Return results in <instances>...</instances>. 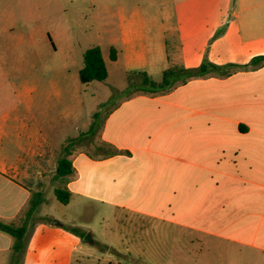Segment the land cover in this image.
I'll list each match as a JSON object with an SVG mask.
<instances>
[{"label":"crops","instance_id":"0c3cea01","mask_svg":"<svg viewBox=\"0 0 264 264\" xmlns=\"http://www.w3.org/2000/svg\"><path fill=\"white\" fill-rule=\"evenodd\" d=\"M219 1L178 3L175 30L183 51L178 52V59L187 69H196L204 58L216 66H241L264 56V0H234L229 11L219 9ZM149 14L164 19L159 23V35L166 33L170 11ZM143 17L136 16L139 23H144ZM223 21L227 32L222 36L228 42L214 51L210 37ZM159 39L151 58L157 67L164 58L166 62L168 49ZM146 64L139 56L133 69ZM162 93L133 98V102L145 100L154 106L122 105L109 115L100 141L111 149L110 154L69 156L74 170L67 185L71 197L110 206L130 205L132 213L175 229L176 245L199 243L200 261L208 259L203 255L207 251L215 258L220 243L264 256V67L231 70L225 76L206 75ZM26 113L34 114L31 110ZM31 118L39 123L37 117ZM5 138L8 136L0 134V144ZM34 146L28 159L11 157L9 148L0 147L1 221H18L30 200L27 182L40 186L36 181L42 173H24L21 167L26 160L43 161L41 143L34 141ZM95 190L107 192L115 200H104ZM126 194V200L120 199ZM12 243L10 236L0 232V264H6ZM42 252L31 251L24 263L41 258ZM50 255L46 263L53 264L56 252Z\"/></svg>","mask_w":264,"mask_h":264},{"label":"rangeland","instance_id":"374dc122","mask_svg":"<svg viewBox=\"0 0 264 264\" xmlns=\"http://www.w3.org/2000/svg\"><path fill=\"white\" fill-rule=\"evenodd\" d=\"M181 1L0 0V134L8 136L0 147L9 148L11 157L28 159L36 150L34 141H39L43 163L26 160L21 167L24 173H42L36 181L40 186L35 189L45 190L21 257L14 260L7 256L6 264H25L31 251L43 252L41 258L32 257L26 264H48L46 258L51 251L57 256L53 264H264V256L229 243H220L215 258L204 252L208 259L200 261L199 243L176 245L175 229L132 213L130 205L110 206L76 195L63 205L53 193L55 183L50 175L64 147L68 145L71 154L83 152L91 158L110 154L111 149L100 141L109 115L122 105L154 106L145 100L133 102V98L163 94L145 89L142 77L131 73L143 72L160 82L166 69L183 66L178 59V52H183L178 47L180 36L175 30ZM218 3L219 9L229 11L234 0ZM163 10H169L171 17L165 19L166 33L159 35V23L164 19H153L149 13ZM137 15L144 16V23L138 22ZM217 26L210 37L214 51L228 42L222 36L227 32L225 22ZM158 36L159 43L168 44L166 62L163 55L160 67L151 60ZM95 46L101 48L108 78L82 85L78 77L82 55ZM111 46L117 52L115 61L110 60ZM139 56L148 64L133 69ZM28 110L34 114H27ZM31 117H37L39 123ZM91 125L93 130L88 134ZM94 194L115 200L107 192L95 190ZM128 197L126 194L120 199ZM54 221L58 225H52ZM2 222L17 224L16 220ZM87 234L91 235V244L82 242Z\"/></svg>","mask_w":264,"mask_h":264},{"label":"trees","instance_id":"16d2710c","mask_svg":"<svg viewBox=\"0 0 264 264\" xmlns=\"http://www.w3.org/2000/svg\"><path fill=\"white\" fill-rule=\"evenodd\" d=\"M82 60L83 67L78 73L79 82L82 85L92 82H104L108 78L107 66L99 47H92L86 50L82 55ZM110 60H116V51L113 48L110 49ZM262 67H264V56H258L252 58L248 64L241 66L227 65L219 67L208 61H203L196 69H187L183 66H172L162 73L160 82L153 81V79L143 72H134L130 75L141 76L143 87L145 86V89L151 92H165L171 90L176 83H186L188 80L205 77L206 75L225 76L231 70L240 69L253 71ZM92 130L93 126L91 125L88 134L91 133ZM86 135L87 134H82V137ZM70 155L71 152H69V146L67 145L64 147L62 155L59 154L56 167L53 173H51L52 181L55 183L53 191L54 196L56 200L63 205H67L71 198V193L67 188L70 178L74 173L71 161L68 159ZM35 160H37L38 163H43L39 158ZM27 184L26 188L30 193V200L26 209L22 211L17 224L0 221V232L13 239L11 257L14 260L21 257L29 226L40 204L44 201V191L42 189L36 190L33 183L27 182Z\"/></svg>","mask_w":264,"mask_h":264},{"label":"water","instance_id":"95a60500","mask_svg":"<svg viewBox=\"0 0 264 264\" xmlns=\"http://www.w3.org/2000/svg\"><path fill=\"white\" fill-rule=\"evenodd\" d=\"M52 225H58V222H53ZM84 244H91L92 243V240H91V235L90 234H87L83 241H82Z\"/></svg>","mask_w":264,"mask_h":264}]
</instances>
